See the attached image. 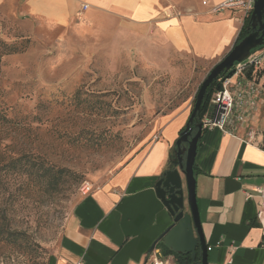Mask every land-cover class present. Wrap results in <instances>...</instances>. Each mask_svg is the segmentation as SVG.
<instances>
[{
	"label": "rangeland",
	"instance_id": "obj_1",
	"mask_svg": "<svg viewBox=\"0 0 264 264\" xmlns=\"http://www.w3.org/2000/svg\"><path fill=\"white\" fill-rule=\"evenodd\" d=\"M79 18L62 28L0 11V109L9 120L0 138L9 153L33 154L51 171L19 173L0 188L7 229L18 237L0 242V264H50L80 198L147 153L171 118L189 113L224 58L175 54L157 37L124 36L120 22L95 28ZM238 130L251 142L264 135V103Z\"/></svg>",
	"mask_w": 264,
	"mask_h": 264
},
{
	"label": "crops",
	"instance_id": "obj_2",
	"mask_svg": "<svg viewBox=\"0 0 264 264\" xmlns=\"http://www.w3.org/2000/svg\"><path fill=\"white\" fill-rule=\"evenodd\" d=\"M224 1L0 0V11L62 28L71 27L80 15L85 27L120 22L126 37H157L175 54L210 62L231 51L242 29L233 11L211 12ZM83 5H89L88 10L83 12ZM227 11L230 16L223 14ZM256 80L264 103V66ZM190 113L171 118L147 153L121 167L106 186L80 198L50 264H154L173 259L164 258L160 239L174 218L158 198L156 185L171 170V149ZM195 167L208 264H264V213L259 216L264 201L256 192L264 185V135L251 142L243 130L205 129ZM246 193L253 198L247 201Z\"/></svg>",
	"mask_w": 264,
	"mask_h": 264
},
{
	"label": "water",
	"instance_id": "obj_3",
	"mask_svg": "<svg viewBox=\"0 0 264 264\" xmlns=\"http://www.w3.org/2000/svg\"><path fill=\"white\" fill-rule=\"evenodd\" d=\"M250 20L251 28L255 30L259 27L258 31L251 32L241 42L235 44L231 51L213 67L199 87L192 114L176 143L175 155L179 163L173 162L174 168L167 171L156 185L158 198L174 218V225L160 240L176 254H190L193 261L196 260L197 252L200 250L201 264H208V247L197 205L194 167L204 124L202 122L197 124L195 135H193L192 124L201 109L208 88L218 80L221 74L228 72L226 78H231L236 64L244 63L250 58L253 50L264 47V0H256ZM216 90H222L221 82ZM186 206L189 211H186ZM155 245L150 252H153Z\"/></svg>",
	"mask_w": 264,
	"mask_h": 264
},
{
	"label": "built area",
	"instance_id": "obj_4",
	"mask_svg": "<svg viewBox=\"0 0 264 264\" xmlns=\"http://www.w3.org/2000/svg\"><path fill=\"white\" fill-rule=\"evenodd\" d=\"M256 0H226L211 9L213 14L226 10L238 15L241 26L254 11ZM204 6L207 2L203 3ZM89 5H83L82 11L88 10ZM264 66V47L251 54L250 58L233 67L234 75L231 78L220 79L222 90L217 91L211 101L210 110L202 123L204 129H220L225 133H235L239 126L245 125L257 112L262 103L263 89L256 80L258 73ZM90 189H88V192ZM260 199L264 201V185L256 189ZM253 195L246 193L249 201ZM259 211V216L263 215ZM155 261L154 264H157ZM164 264L163 262H160Z\"/></svg>",
	"mask_w": 264,
	"mask_h": 264
},
{
	"label": "trees",
	"instance_id": "obj_5",
	"mask_svg": "<svg viewBox=\"0 0 264 264\" xmlns=\"http://www.w3.org/2000/svg\"><path fill=\"white\" fill-rule=\"evenodd\" d=\"M251 20L250 17L247 18L244 22V25L242 26V29L239 33L238 39L236 44L241 42L246 36H248L251 32H253V29L251 28ZM229 73L228 72H223L221 76L218 78L217 81H215L207 90L201 109L198 112L192 127L194 128V134L197 133V124L201 123L205 116L208 114L210 110V101L213 97V95L217 92L216 87L219 84L220 79H224L227 77ZM199 89L197 90L195 97H194V104L196 102V97L198 94ZM194 108V105H193ZM193 108L191 110L190 116L192 114ZM190 118V117H189ZM0 123H9V120L5 114V112L0 109ZM188 123V122H187ZM186 127V126H185ZM185 127L181 130L179 134V138L182 134V132L185 130ZM205 132V129L203 130V133ZM8 148H10L9 144H6V139H1L0 138V188L5 187L8 181L16 174L19 175V173H29L37 169H41L43 167H46L44 162L34 156L33 154L30 153H13L8 151ZM175 148H177L175 146ZM176 157V155L171 156V169H173L172 161ZM40 167V168H37ZM44 170V168H43ZM195 170V176H196V167H194ZM51 175L50 170H44L43 171V176L45 178L47 176ZM0 220H1V225H0V242L3 241H17V236L15 234H12L8 231L7 229V224L6 221L3 217V212L0 209ZM165 247V252H164V258H170L172 257L174 260V264H201V251L199 250L197 252V257L196 260H192V256L190 254H176L174 253L170 248H168L166 245Z\"/></svg>",
	"mask_w": 264,
	"mask_h": 264
},
{
	"label": "flooded vegetation",
	"instance_id": "obj_6",
	"mask_svg": "<svg viewBox=\"0 0 264 264\" xmlns=\"http://www.w3.org/2000/svg\"><path fill=\"white\" fill-rule=\"evenodd\" d=\"M258 29H259V27H258L257 29H255V30H253V32L258 31ZM193 129H194V128H193ZM193 135H195V134H194V131H193ZM173 162L179 163V159H178L177 157H175V158L173 159V161H172V164H173ZM183 162L185 163V156H184V160H183ZM173 167H174V166H173Z\"/></svg>",
	"mask_w": 264,
	"mask_h": 264
},
{
	"label": "bare ground",
	"instance_id": "obj_7",
	"mask_svg": "<svg viewBox=\"0 0 264 264\" xmlns=\"http://www.w3.org/2000/svg\"><path fill=\"white\" fill-rule=\"evenodd\" d=\"M157 264H162V263H160V262H157Z\"/></svg>",
	"mask_w": 264,
	"mask_h": 264
}]
</instances>
